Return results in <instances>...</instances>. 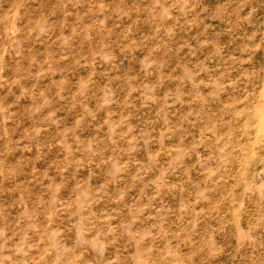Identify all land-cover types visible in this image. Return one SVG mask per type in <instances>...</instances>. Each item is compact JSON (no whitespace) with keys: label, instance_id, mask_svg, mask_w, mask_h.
Masks as SVG:
<instances>
[{"label":"rangeland","instance_id":"374dc122","mask_svg":"<svg viewBox=\"0 0 264 264\" xmlns=\"http://www.w3.org/2000/svg\"><path fill=\"white\" fill-rule=\"evenodd\" d=\"M0 264H264V0H0Z\"/></svg>","mask_w":264,"mask_h":264}]
</instances>
